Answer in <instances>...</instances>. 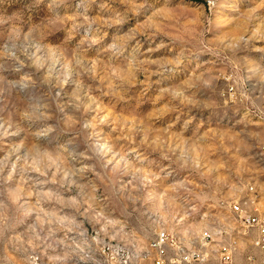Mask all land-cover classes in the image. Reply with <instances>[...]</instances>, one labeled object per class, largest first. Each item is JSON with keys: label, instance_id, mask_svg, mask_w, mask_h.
Here are the masks:
<instances>
[{"label": "rangeland", "instance_id": "374dc122", "mask_svg": "<svg viewBox=\"0 0 264 264\" xmlns=\"http://www.w3.org/2000/svg\"><path fill=\"white\" fill-rule=\"evenodd\" d=\"M232 2L239 13L225 0H0V264H28L32 254L45 264H102V245L139 255L162 228L187 247L225 229L213 256L228 238L237 258L254 251L229 206L264 211V53L249 49L247 71L216 53L242 33L264 48V0ZM160 63L177 69L171 83H157ZM201 74L205 107L184 125L159 88ZM124 152L139 154L156 179L135 187V169L113 159ZM37 160H57L61 171H23ZM73 197L79 211L59 202ZM85 200L92 210L82 215ZM101 211L123 231H102L105 221L93 219ZM62 216L79 227H62ZM32 228L40 240L29 243Z\"/></svg>", "mask_w": 264, "mask_h": 264}, {"label": "clouds", "instance_id": "9594fccd", "mask_svg": "<svg viewBox=\"0 0 264 264\" xmlns=\"http://www.w3.org/2000/svg\"><path fill=\"white\" fill-rule=\"evenodd\" d=\"M239 2V0H237ZM225 3L228 4L229 7L233 9V11L239 13V8L237 7L236 3H233L232 0H225ZM209 4L212 5L214 4V0H209ZM79 6V5H78ZM52 14L55 17V19H59V12L55 9L52 10ZM241 16H243L242 13H240ZM247 19H251V16L247 17ZM6 21H0V23H5ZM54 22V21H53ZM14 32L16 31L15 29L13 30ZM255 35L249 36L246 33H242L238 36L232 37L230 41L226 44L223 45V47L220 49L219 52H217V56L222 58V61H229V57H232L236 60H239L241 67L243 70L247 71L248 68L250 67V61L249 57L247 55V52L249 49L257 52H262L264 53V48H255L254 45L251 43L253 39H255ZM261 39H264V37H258ZM109 49L114 48V44H110ZM9 55H13V53L9 52ZM261 60H264V56L261 57ZM230 63L232 61H229ZM79 63V61H77ZM152 63H159L157 61H153ZM177 65L180 63V61L175 62ZM176 68H166L164 63H160V67L158 69L160 79L157 81L158 84H163V83H171L172 81L170 80V77H174L176 75ZM165 73H168V75H165ZM201 76L195 77L193 80L192 77H189L188 81H185L184 83H175L174 86H161L159 88V95L158 98H165L166 99V108L167 105H171V108H169V111H174V112H179L185 116L183 119V124L188 125L192 123L193 120H195V116L192 115V111L194 108L196 109H202L205 107V97L207 96V89L206 88H200V87H195V85L201 81L202 79ZM39 79V77H37ZM237 83H239V78L237 77ZM209 80H203L204 85L209 84ZM182 89V90H178ZM213 92L216 90L213 89ZM58 97H54L56 99ZM211 99V97H209ZM262 116H264V113H261ZM27 119V117H25ZM175 121L177 123L181 122V115H176ZM77 121L73 120L71 121V126H74ZM90 124H85L84 127H90ZM56 128L59 129L61 132H65L64 129H60L59 123H57ZM53 129L49 127L46 132L52 131ZM46 132L43 133H38L37 135H46ZM18 134V133H17ZM78 134V133H77ZM101 150L105 155H107L108 151H111L110 147H107L105 145H101ZM83 155V154H82ZM119 155V158L121 161H124L125 164L129 168H134L135 173L133 175V185L137 188H143L145 185L151 182V179H156V174L155 173H149L145 174V169L143 167V161L140 157L139 154L136 155V157L133 160L128 159L130 153L129 152H124L123 154L120 153H115L113 155V159H116V156ZM57 160H61L60 157H57ZM57 160H52L51 163L45 164L42 160H37L33 161L31 165L26 166L23 171H31L35 170L37 172H40L41 175L44 174L42 171V168H52L55 167L56 171L59 172L61 171V168L59 164L57 163ZM62 162V160H61ZM109 161L108 163H110ZM39 164L40 167H37L36 165ZM137 165H140L137 167ZM103 168H107V163L101 165ZM151 166V162H149V167ZM117 170V167L114 166L112 171L115 172ZM83 171V170H81ZM67 175V174H66ZM53 176H55V173H53ZM105 178H107L110 181V177L105 174ZM43 183H56L54 179L52 180H46L43 181ZM60 185L63 186V180L59 181ZM95 191V189H93ZM41 199L47 198L49 200L53 199L54 197L51 195V193H41ZM91 199H95V197H91ZM61 204H65L66 206H70L75 208L77 211H79V208L81 207V202H78L74 197L71 198L69 201H64L62 199L59 200ZM82 203L88 204V208L85 209L84 213L82 215H87L90 210H92V205L87 201H83ZM39 204V201H38ZM41 211H43L41 209ZM27 215V213H25ZM46 216L48 214H45ZM51 215H55V213H52ZM93 219L96 220L97 223H99L101 220L105 221L102 227V231H107V229L111 227H115L119 225L120 231H123L124 224H122L118 220H113L109 219L107 216L103 214V212L97 213ZM49 223H52L53 221L49 220ZM58 222L62 227L67 228L69 231H72L73 228L71 227L72 225H75L76 227H79V225H76L75 217H68V216H62L59 218ZM31 231L33 232V236L29 240V243H31L32 240H40V237L38 235H35V229L32 228ZM51 235V233H50ZM18 239V238H17ZM102 242V241H101ZM47 247L51 248L53 247L52 244H48ZM56 259H60L57 257ZM34 264V262H33Z\"/></svg>", "mask_w": 264, "mask_h": 264}, {"label": "built area", "instance_id": "2783aa9c", "mask_svg": "<svg viewBox=\"0 0 264 264\" xmlns=\"http://www.w3.org/2000/svg\"><path fill=\"white\" fill-rule=\"evenodd\" d=\"M264 153V146L260 149ZM233 219L242 227V235L254 249L243 258L236 257L235 239L223 240L220 251L213 256V241L217 235L227 234L222 228H213L212 232L198 240V246L187 247L173 239V233L159 229L148 241L147 248L139 250V255L126 253L124 249H116V242H108L101 247L102 264H264V211L251 208L245 201L243 204L233 203L229 206ZM45 264L37 254L29 256L28 264Z\"/></svg>", "mask_w": 264, "mask_h": 264}, {"label": "bare ground", "instance_id": "6f19581e", "mask_svg": "<svg viewBox=\"0 0 264 264\" xmlns=\"http://www.w3.org/2000/svg\"><path fill=\"white\" fill-rule=\"evenodd\" d=\"M260 154L264 155V153L261 152V151H260ZM207 234H209V233H205V235H203V237L207 236ZM203 237H202V238H203ZM120 249H123V248L121 247Z\"/></svg>", "mask_w": 264, "mask_h": 264}]
</instances>
